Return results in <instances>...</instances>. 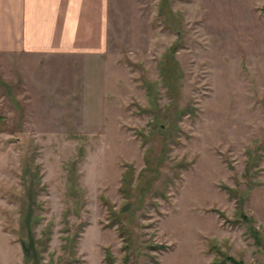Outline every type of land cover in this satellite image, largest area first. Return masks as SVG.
<instances>
[{
  "label": "rangeland",
  "instance_id": "1",
  "mask_svg": "<svg viewBox=\"0 0 264 264\" xmlns=\"http://www.w3.org/2000/svg\"><path fill=\"white\" fill-rule=\"evenodd\" d=\"M263 5L106 0L102 51L0 50V264L30 180L39 264H264Z\"/></svg>",
  "mask_w": 264,
  "mask_h": 264
},
{
  "label": "crops",
  "instance_id": "2",
  "mask_svg": "<svg viewBox=\"0 0 264 264\" xmlns=\"http://www.w3.org/2000/svg\"><path fill=\"white\" fill-rule=\"evenodd\" d=\"M106 0H0V50L102 51Z\"/></svg>",
  "mask_w": 264,
  "mask_h": 264
},
{
  "label": "trees",
  "instance_id": "3",
  "mask_svg": "<svg viewBox=\"0 0 264 264\" xmlns=\"http://www.w3.org/2000/svg\"><path fill=\"white\" fill-rule=\"evenodd\" d=\"M264 8V5L262 6ZM170 52H173L172 47L170 48ZM148 165V164H146ZM25 180V179H24ZM26 200L21 206V227L24 229V234L21 235L19 241L22 248V262L21 264H39L41 259L40 251L43 248V239L36 237L33 235V225L36 221H38V215L34 213V197L32 193V182L27 184L26 183ZM112 215L118 218L119 216L115 215L114 212H112ZM120 220V219H119ZM122 240L124 247H127L129 245V237L124 235L122 232ZM48 237V235H45ZM217 253L218 256L212 261V264H247L244 262L243 259L237 258L233 255H230L226 252H221L218 249ZM127 257V254H125ZM125 257V258H126ZM70 262L67 261L63 264H69ZM59 264V263H56ZM104 264H117L114 259L113 253L110 251L109 247L105 248L104 251Z\"/></svg>",
  "mask_w": 264,
  "mask_h": 264
}]
</instances>
